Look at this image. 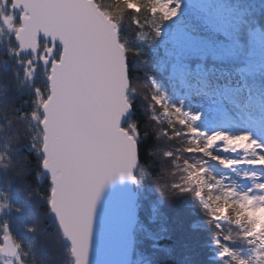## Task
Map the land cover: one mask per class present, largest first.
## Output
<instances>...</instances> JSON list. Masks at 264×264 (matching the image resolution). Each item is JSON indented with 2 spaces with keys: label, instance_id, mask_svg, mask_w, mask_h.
<instances>
[{
  "label": "trees",
  "instance_id": "obj_1",
  "mask_svg": "<svg viewBox=\"0 0 264 264\" xmlns=\"http://www.w3.org/2000/svg\"><path fill=\"white\" fill-rule=\"evenodd\" d=\"M95 1L117 22L119 41L129 61L127 99L132 111L124 127L136 140L139 159L135 253L150 259L152 264H246L250 251L245 244L241 245L240 234L219 223L197 199L187 205L184 197L188 192L178 185L184 179L178 166L188 162L189 150L194 149L179 106L188 96L189 86L180 79L181 72L164 65L167 62L159 49L137 39L140 32L151 30V22L154 17L159 18L158 13L153 12L148 0H137L134 6L121 0ZM227 7L224 28L228 40L235 44L233 51L220 58L189 56L184 63L188 67L200 64L203 69L212 66L230 70L264 96V61L258 60L264 59V53L255 50L252 36L256 27L264 34V0H230ZM3 8L1 1L0 13ZM15 22L18 24L19 18ZM13 37L0 36V245L6 233L17 248L21 264H73L70 247L50 214L51 185L41 167L42 131L39 123L31 122V115L39 112L38 99L45 100L49 93V66L38 59L32 71L27 65H18L19 61L33 57H17ZM46 46L42 41L41 48ZM59 56L57 46L53 58ZM154 97L159 105L173 99L168 115L160 111V118L151 117L149 104ZM161 148L169 155L165 156ZM173 161L177 166L172 165ZM190 195L194 198L193 187ZM198 220L208 222L209 227L193 224ZM38 228L59 254L52 251L55 255L50 256L42 250L45 241L36 238ZM229 234L233 241L227 237ZM223 246L231 247L232 259L226 257Z\"/></svg>",
  "mask_w": 264,
  "mask_h": 264
},
{
  "label": "water",
  "instance_id": "obj_2",
  "mask_svg": "<svg viewBox=\"0 0 264 264\" xmlns=\"http://www.w3.org/2000/svg\"><path fill=\"white\" fill-rule=\"evenodd\" d=\"M3 4L7 0H2ZM17 57L50 64L41 105L42 171L51 216L73 264H131L139 220L137 143L118 24L95 0H11ZM49 43L42 51L40 42ZM58 59H52L56 47ZM3 252L16 253L10 237Z\"/></svg>",
  "mask_w": 264,
  "mask_h": 264
},
{
  "label": "rangeland",
  "instance_id": "obj_3",
  "mask_svg": "<svg viewBox=\"0 0 264 264\" xmlns=\"http://www.w3.org/2000/svg\"><path fill=\"white\" fill-rule=\"evenodd\" d=\"M7 1L0 13L3 23L0 26L2 39L14 35L19 26V23L15 22L19 18V12L11 11V0L8 3ZM136 1L121 0L130 6H134ZM148 1L159 18L154 17L151 30L140 32L137 39L154 49H159L167 62L164 65L169 70L181 72L180 79L187 81L189 86L188 96L183 98L185 101L181 99L182 104L179 103L180 113L188 125V139L194 146L187 155L188 162L184 161L183 165L181 163L178 166L184 175L178 185H183L182 191L188 192L184 201L187 205H192L197 199L219 223L229 225L234 234H240L241 245L245 244L246 249L250 251V259L246 264H264V107L260 104L262 95L253 94L241 77L227 69L212 66L203 69L200 64L188 67L184 63L185 58L189 56L210 55L220 58L233 51L235 44L228 40L224 28V14L228 10L230 0ZM252 36L257 45L255 50L263 54L264 34L256 27L252 30ZM258 60L264 61L262 57ZM36 61L37 59L30 58L19 61L18 65H27L29 71H32ZM156 100L155 97L151 98L149 104L153 119L161 117L158 115L160 111L168 115L173 103L172 98L170 102L162 105L156 103ZM43 102L41 98L38 99L39 112L31 115L34 125L42 119L40 108ZM160 151L165 156L169 155L164 148ZM172 165L177 166V162L173 161ZM192 187L194 198L190 195ZM197 223L206 229L210 225L201 220L193 222ZM36 230V238L42 237L45 241L42 250L50 256L59 254L55 252L56 246L53 248L48 245L46 237L41 234L42 229ZM4 236L6 233L2 238ZM227 237L233 241L230 234ZM230 248L223 246L226 257L232 259L234 254ZM0 264L21 263L17 252L7 255L0 245ZM131 264L152 262L136 254L134 246Z\"/></svg>",
  "mask_w": 264,
  "mask_h": 264
},
{
  "label": "snow or ice",
  "instance_id": "obj_4",
  "mask_svg": "<svg viewBox=\"0 0 264 264\" xmlns=\"http://www.w3.org/2000/svg\"><path fill=\"white\" fill-rule=\"evenodd\" d=\"M128 64H129V61L127 60V57L125 56V68H126V71H128Z\"/></svg>",
  "mask_w": 264,
  "mask_h": 264
}]
</instances>
